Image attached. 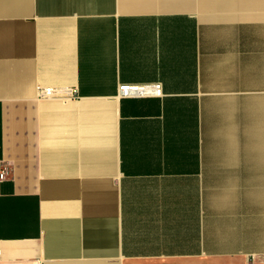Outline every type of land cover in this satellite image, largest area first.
<instances>
[{"label": "crops", "instance_id": "0c3cea01", "mask_svg": "<svg viewBox=\"0 0 264 264\" xmlns=\"http://www.w3.org/2000/svg\"><path fill=\"white\" fill-rule=\"evenodd\" d=\"M2 163L0 264L263 260L264 0H0Z\"/></svg>", "mask_w": 264, "mask_h": 264}, {"label": "built area", "instance_id": "2783aa9c", "mask_svg": "<svg viewBox=\"0 0 264 264\" xmlns=\"http://www.w3.org/2000/svg\"><path fill=\"white\" fill-rule=\"evenodd\" d=\"M121 96H161L163 95L162 85L160 83H143V84H122L119 87ZM37 96L43 99H71L77 97V88L71 86H52L37 85ZM10 168L8 164L0 165V187L1 183L9 176ZM34 264H41L35 261Z\"/></svg>", "mask_w": 264, "mask_h": 264}, {"label": "rangeland", "instance_id": "374dc122", "mask_svg": "<svg viewBox=\"0 0 264 264\" xmlns=\"http://www.w3.org/2000/svg\"><path fill=\"white\" fill-rule=\"evenodd\" d=\"M255 261L254 260H250L248 263H250V264L264 263V259L261 260V261L259 260L258 262H255Z\"/></svg>", "mask_w": 264, "mask_h": 264}]
</instances>
